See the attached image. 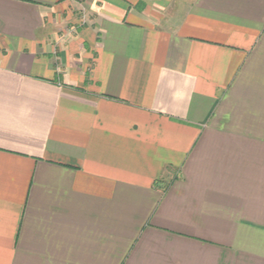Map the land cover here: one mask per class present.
I'll list each match as a JSON object with an SVG mask.
<instances>
[{"label": "crops", "instance_id": "0c3cea01", "mask_svg": "<svg viewBox=\"0 0 264 264\" xmlns=\"http://www.w3.org/2000/svg\"><path fill=\"white\" fill-rule=\"evenodd\" d=\"M0 264H264V0H0Z\"/></svg>", "mask_w": 264, "mask_h": 264}, {"label": "rangeland", "instance_id": "374dc122", "mask_svg": "<svg viewBox=\"0 0 264 264\" xmlns=\"http://www.w3.org/2000/svg\"><path fill=\"white\" fill-rule=\"evenodd\" d=\"M82 20H83V17H82Z\"/></svg>", "mask_w": 264, "mask_h": 264}]
</instances>
